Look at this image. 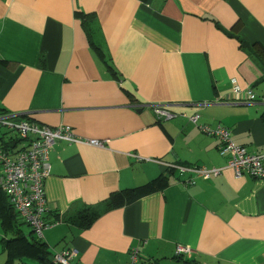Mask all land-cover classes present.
<instances>
[{
    "label": "crops",
    "instance_id": "1",
    "mask_svg": "<svg viewBox=\"0 0 264 264\" xmlns=\"http://www.w3.org/2000/svg\"><path fill=\"white\" fill-rule=\"evenodd\" d=\"M0 112L108 140L49 151L50 258L128 264L137 247L136 264H186L180 245L197 264H264V178L236 176L188 119L264 153V0H0ZM165 164L222 170L185 185L191 174ZM114 194L122 204L90 225L67 220ZM9 204L0 191V264H33L35 235Z\"/></svg>",
    "mask_w": 264,
    "mask_h": 264
},
{
    "label": "built area",
    "instance_id": "2",
    "mask_svg": "<svg viewBox=\"0 0 264 264\" xmlns=\"http://www.w3.org/2000/svg\"><path fill=\"white\" fill-rule=\"evenodd\" d=\"M238 90V87H235ZM250 94V92H248ZM251 100L253 95L250 94ZM157 116L167 118L170 104L153 105ZM198 114L188 115L189 121L197 124L201 132L215 136L217 148L221 155L227 156L226 167L233 170L236 176L248 174L253 178H264V153L249 152L244 146L237 145L231 139V130L224 126L211 128L207 124L198 123ZM0 126L5 127L22 143L14 148L0 146V190L6 195L13 210L20 218L29 224L34 235L42 238L43 230L49 225L44 221L47 210L44 192V181L49 174V151L57 140L69 143H84L93 147L104 148L108 140L79 137L69 125L60 124L56 127L39 125L23 114L0 115ZM167 169H176L179 174L190 173L191 176L183 181L185 185H193L198 179H208L218 175L222 168L203 166H178L165 164ZM176 255L190 256L191 250L177 246ZM77 250L62 249L52 254V264H73ZM139 260V250L132 247L128 264H136Z\"/></svg>",
    "mask_w": 264,
    "mask_h": 264
},
{
    "label": "trees",
    "instance_id": "3",
    "mask_svg": "<svg viewBox=\"0 0 264 264\" xmlns=\"http://www.w3.org/2000/svg\"><path fill=\"white\" fill-rule=\"evenodd\" d=\"M2 114H5V112H0V115ZM262 118H264V116H262ZM22 141L23 140H21L19 137L14 136V138H9L8 140H1L0 144L4 148L8 149V148H14L18 146L19 144L22 143ZM120 204H122L121 197L118 196L117 194H114V195H111L109 198H107L102 203L95 204V205L79 206V209H77V211H75L74 214L69 215L67 220L69 222L71 221V223L73 224L78 225L79 227H85V226L90 225L96 218L101 216L106 211L119 207ZM9 207L13 209L10 204H9ZM23 223L28 224L25 221H23ZM23 238L28 242L27 243L28 245L25 251L26 256L30 257V259L35 264H52V258L49 257L50 252L48 251L47 246L41 241V239H37L36 236H33V237L31 236V239H27L25 237V234ZM66 249H69V248H66ZM175 257L178 260L185 262L186 264H197L196 263L197 261H194L193 259L183 258V256H178V255H175Z\"/></svg>",
    "mask_w": 264,
    "mask_h": 264
},
{
    "label": "rangeland",
    "instance_id": "4",
    "mask_svg": "<svg viewBox=\"0 0 264 264\" xmlns=\"http://www.w3.org/2000/svg\"><path fill=\"white\" fill-rule=\"evenodd\" d=\"M1 127V126H0ZM1 128H5V127H1Z\"/></svg>",
    "mask_w": 264,
    "mask_h": 264
}]
</instances>
